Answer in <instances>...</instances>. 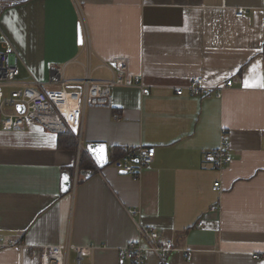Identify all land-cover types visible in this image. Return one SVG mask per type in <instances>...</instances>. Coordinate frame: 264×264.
Returning <instances> with one entry per match:
<instances>
[{"label":"crops","instance_id":"crops-1","mask_svg":"<svg viewBox=\"0 0 264 264\" xmlns=\"http://www.w3.org/2000/svg\"><path fill=\"white\" fill-rule=\"evenodd\" d=\"M6 1L0 32L29 80L45 79L52 65L64 67L67 80L87 71L106 80L104 64L125 58L150 95L115 88L110 109L87 110L80 146L70 132L73 146L66 133L36 125L0 131V240L23 245L0 248V264H39L43 248L65 242L105 247L81 264H129L118 249L138 239V224L174 246L162 263L147 252L144 264H264V0ZM239 10L245 14L236 18ZM78 23L89 50L77 45ZM18 31L33 54L17 43ZM196 76L209 88L233 84L220 98L176 94ZM221 130L232 161L212 170L205 155ZM89 144L106 145L102 169ZM139 146L155 156L133 181L117 150ZM80 155L96 172L77 184Z\"/></svg>","mask_w":264,"mask_h":264},{"label":"built area","instance_id":"built-area-1","mask_svg":"<svg viewBox=\"0 0 264 264\" xmlns=\"http://www.w3.org/2000/svg\"><path fill=\"white\" fill-rule=\"evenodd\" d=\"M9 4L6 0H0V18ZM244 14V11L239 10L235 17L241 18ZM83 25H81L82 45L89 50V37L85 24ZM19 63V57L11 41L0 32V131L3 132H23L36 125L57 135L70 132L80 146V136L87 110L110 109L113 105L112 91L115 88L136 87L143 96L150 95L149 89L141 81L131 79L128 61L125 58H116L104 64L110 73V78L106 80L92 79L89 71L80 80H67L64 76V67L54 65L48 68V74L43 80H20ZM232 84V81H227L220 86L209 88L204 85L201 76H196L186 86L178 89L176 94L181 96L184 91H187L193 95L209 96L214 93L217 98H220L222 92ZM20 105L24 108L22 113L17 108ZM6 108H13V113H7ZM229 148V138L225 130H221L218 146L205 155L211 161L212 170H220L232 161ZM154 156V148L141 146L129 148L121 158L118 167L123 174L137 181L140 171L152 164ZM212 190L220 194V183L215 182ZM211 211H217L216 207H212ZM136 213V211L131 212L133 216ZM201 226L202 223H199L198 227ZM137 228L138 239L118 249L120 259L127 260L129 264H144L146 253L152 252L162 263L174 251L170 240L145 228L142 224H138ZM12 247L21 250L23 245L3 243L0 240V248ZM103 249L105 247L97 244L76 246L65 242L43 248V257L39 264H67L71 252L76 255V264H81L83 257L93 258L97 251ZM183 257L186 261L191 260V254L188 251L183 252Z\"/></svg>","mask_w":264,"mask_h":264},{"label":"water","instance_id":"water-1","mask_svg":"<svg viewBox=\"0 0 264 264\" xmlns=\"http://www.w3.org/2000/svg\"><path fill=\"white\" fill-rule=\"evenodd\" d=\"M76 35H77V45L82 46L83 44V35H82V28L81 24H77L76 28ZM20 113L23 112V106H17ZM87 152L92 159L94 165L98 169H102L104 166L108 164V153H107V147L104 144H89L87 146ZM63 189L64 191H67L70 187V181L68 176H63Z\"/></svg>","mask_w":264,"mask_h":264},{"label":"trees","instance_id":"trees-1","mask_svg":"<svg viewBox=\"0 0 264 264\" xmlns=\"http://www.w3.org/2000/svg\"><path fill=\"white\" fill-rule=\"evenodd\" d=\"M65 135H68V142L71 146H73L75 143V140L72 138L70 134H68V132ZM117 151L120 154L119 157L126 154V150L125 151L117 150ZM79 169L80 170L77 176V184L83 183L88 177H90L96 172L93 163L85 159L84 156L82 155H80V158H79Z\"/></svg>","mask_w":264,"mask_h":264},{"label":"rangeland","instance_id":"rangeland-1","mask_svg":"<svg viewBox=\"0 0 264 264\" xmlns=\"http://www.w3.org/2000/svg\"><path fill=\"white\" fill-rule=\"evenodd\" d=\"M10 29H11V31H14L13 26ZM18 29H20V27H18ZM15 37L17 39V43L23 46V48L26 51V54L28 56L31 54V52L33 54V50L31 48V47H33V44L29 41L26 33H23L22 31H18L16 33ZM19 68H20V73H21L19 79L20 80H29L30 78H28V76H29L28 71L25 68H23L22 65H20ZM6 91H10V89H6ZM5 111L7 113H13L14 110H13V108H6Z\"/></svg>","mask_w":264,"mask_h":264},{"label":"bare ground","instance_id":"bare-ground-1","mask_svg":"<svg viewBox=\"0 0 264 264\" xmlns=\"http://www.w3.org/2000/svg\"><path fill=\"white\" fill-rule=\"evenodd\" d=\"M132 79V78H131ZM133 80V79H132ZM135 80V79H134ZM138 80V79H137ZM43 255H42V250H41V258H40V261L42 259ZM67 264H68V261H67Z\"/></svg>","mask_w":264,"mask_h":264},{"label":"snow or ice","instance_id":"snow-or-ice-1","mask_svg":"<svg viewBox=\"0 0 264 264\" xmlns=\"http://www.w3.org/2000/svg\"><path fill=\"white\" fill-rule=\"evenodd\" d=\"M259 86H260V87H264V83H261Z\"/></svg>","mask_w":264,"mask_h":264}]
</instances>
